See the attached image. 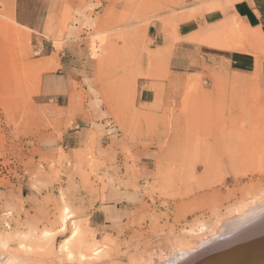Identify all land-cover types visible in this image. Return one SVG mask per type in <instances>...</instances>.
I'll list each match as a JSON object with an SVG mask.
<instances>
[{
  "label": "rangeland",
  "instance_id": "1",
  "mask_svg": "<svg viewBox=\"0 0 264 264\" xmlns=\"http://www.w3.org/2000/svg\"><path fill=\"white\" fill-rule=\"evenodd\" d=\"M241 2L0 0V264H193L243 230L264 249V34ZM184 39L253 64L171 73Z\"/></svg>",
  "mask_w": 264,
  "mask_h": 264
},
{
  "label": "crops",
  "instance_id": "2",
  "mask_svg": "<svg viewBox=\"0 0 264 264\" xmlns=\"http://www.w3.org/2000/svg\"><path fill=\"white\" fill-rule=\"evenodd\" d=\"M237 12L240 16L241 22L248 28L259 29L264 34V0H242L237 6ZM221 18H218L219 21ZM216 21V20H215ZM191 32L187 30L186 33ZM236 51L227 52L222 49L211 47L203 44H197L187 39L175 42L170 49L169 56V71L171 73H178L179 71H199L202 69H210L212 66L226 65L235 67L237 65H250L253 60L249 57L238 55ZM72 60L62 56L59 60L58 75L59 80H69V83L78 78L76 74H72ZM64 95L71 94V91H63ZM66 99V97H65ZM111 212L112 207H107ZM92 219L98 218L99 222L105 223L107 221V214L93 213Z\"/></svg>",
  "mask_w": 264,
  "mask_h": 264
},
{
  "label": "bare ground",
  "instance_id": "3",
  "mask_svg": "<svg viewBox=\"0 0 264 264\" xmlns=\"http://www.w3.org/2000/svg\"><path fill=\"white\" fill-rule=\"evenodd\" d=\"M66 213H68L67 210H66ZM67 216L69 217V215H67ZM67 216H66V218H67ZM64 224H66V223L64 222ZM232 225H234V224H232ZM234 227H237V226H234ZM234 227H232V228H234ZM231 229H229V230H231ZM238 230H239V227H238ZM258 232L260 233L261 230L258 231ZM240 233H241V235H242V233L244 234V230H243V232L241 231ZM240 233L238 234L239 236L236 235L237 237L236 238H233L234 240H232V242L227 243V244H224L223 243L224 245L220 246L218 249L216 248L217 250L215 252H213L211 254V256H210V254L208 252V255L207 256H205L204 254L202 255L203 257L202 256L201 257L199 256V258H198L197 261H195L193 259V262L195 261V263H193V264H264V249H260L259 247H255L256 246L255 244L253 246H251V243H253L252 242V238H255L256 236H254V237L251 238L250 236L242 235V236H245V237H242L240 235ZM226 236L228 238L230 237L228 235H226ZM226 236H225V238L228 239ZM216 240H217L216 243L218 244V242L220 240H218V238ZM258 246H259V244H258ZM202 251H203V249H202ZM199 255H201V254H199ZM190 256H192V255H190ZM190 256H189V259H191ZM194 256H195V254H194ZM185 257H184V259H185ZM164 260L165 259H163L161 261L162 264H167V262H163ZM176 260H173V261L175 262ZM185 260H187V259H185ZM178 262H180V261H178ZM178 264H182V263H178Z\"/></svg>",
  "mask_w": 264,
  "mask_h": 264
}]
</instances>
